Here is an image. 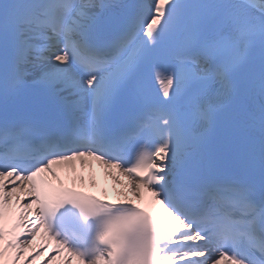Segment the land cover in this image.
Masks as SVG:
<instances>
[{
    "label": "snow or ice",
    "instance_id": "snow-or-ice-1",
    "mask_svg": "<svg viewBox=\"0 0 264 264\" xmlns=\"http://www.w3.org/2000/svg\"><path fill=\"white\" fill-rule=\"evenodd\" d=\"M74 258L264 264V0H0V264Z\"/></svg>",
    "mask_w": 264,
    "mask_h": 264
},
{
    "label": "bare ground",
    "instance_id": "bare-ground-1",
    "mask_svg": "<svg viewBox=\"0 0 264 264\" xmlns=\"http://www.w3.org/2000/svg\"><path fill=\"white\" fill-rule=\"evenodd\" d=\"M84 180L81 181L80 179H76L75 181L70 180L72 182H77L81 185H85L88 189H91L103 197L108 199H120L122 197L119 196V186L115 183V181L105 175L104 170L97 165L95 169L94 175L89 171L83 172ZM95 180V183L93 181ZM147 207V205H145ZM149 209H151L149 207ZM152 210V209H151ZM43 236V232L41 231V237ZM40 238L38 237V240ZM43 242L49 243L50 248H54V242L47 241L46 238ZM49 264H53L52 261H49ZM73 264H78V261L74 258Z\"/></svg>",
    "mask_w": 264,
    "mask_h": 264
}]
</instances>
